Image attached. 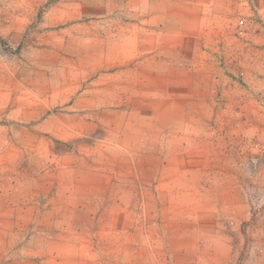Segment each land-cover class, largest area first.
Segmentation results:
<instances>
[{
	"label": "rangeland",
	"instance_id": "1",
	"mask_svg": "<svg viewBox=\"0 0 264 264\" xmlns=\"http://www.w3.org/2000/svg\"><path fill=\"white\" fill-rule=\"evenodd\" d=\"M0 264H264V0H0Z\"/></svg>",
	"mask_w": 264,
	"mask_h": 264
}]
</instances>
